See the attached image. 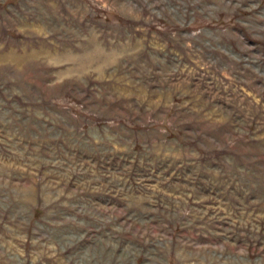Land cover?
I'll use <instances>...</instances> for the list:
<instances>
[{"label":"rangeland","instance_id":"1","mask_svg":"<svg viewBox=\"0 0 264 264\" xmlns=\"http://www.w3.org/2000/svg\"><path fill=\"white\" fill-rule=\"evenodd\" d=\"M0 264H264V0H0Z\"/></svg>","mask_w":264,"mask_h":264}]
</instances>
